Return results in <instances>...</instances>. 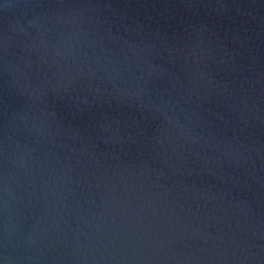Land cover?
<instances>
[{
    "label": "water",
    "instance_id": "water-1",
    "mask_svg": "<svg viewBox=\"0 0 264 264\" xmlns=\"http://www.w3.org/2000/svg\"><path fill=\"white\" fill-rule=\"evenodd\" d=\"M0 264H264V0H0Z\"/></svg>",
    "mask_w": 264,
    "mask_h": 264
}]
</instances>
